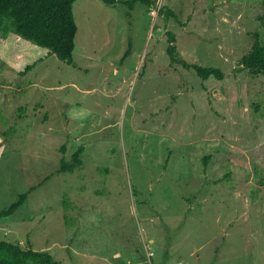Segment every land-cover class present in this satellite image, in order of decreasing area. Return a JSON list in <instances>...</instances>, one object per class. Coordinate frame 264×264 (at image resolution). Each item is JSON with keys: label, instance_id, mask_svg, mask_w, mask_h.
Returning <instances> with one entry per match:
<instances>
[{"label": "rangeland", "instance_id": "1", "mask_svg": "<svg viewBox=\"0 0 264 264\" xmlns=\"http://www.w3.org/2000/svg\"><path fill=\"white\" fill-rule=\"evenodd\" d=\"M172 9V14L167 11ZM74 63L0 56V238L64 264H264V0H76ZM169 31L201 78L171 61ZM131 51L124 60L129 48ZM83 146L82 165L61 171ZM207 159V161H205Z\"/></svg>", "mask_w": 264, "mask_h": 264}, {"label": "trees", "instance_id": "2", "mask_svg": "<svg viewBox=\"0 0 264 264\" xmlns=\"http://www.w3.org/2000/svg\"><path fill=\"white\" fill-rule=\"evenodd\" d=\"M76 0H0V56L3 55L2 46L10 39L17 43L7 56L8 63L21 75H26L43 58L33 59V46L47 50L48 54H56L59 59L74 63V51L79 25L74 12ZM107 4L117 2L126 3L133 8L141 2L153 5L154 0H102ZM172 9L167 14H172ZM256 40L252 49L241 58V69H248L253 76L264 74V42L256 33ZM176 35L169 31L167 52L171 61L178 62L187 68H193L203 79L210 76L224 78L225 72L215 65H202L199 62H188L178 52ZM123 59L131 51V42ZM80 146L71 160H61V171H73L82 165ZM2 147L0 146V156ZM207 161V159H205ZM28 193L21 192L19 198L7 208L0 211L6 216L16 212L26 201ZM0 264H64L48 250L35 249L32 245L22 244L0 238Z\"/></svg>", "mask_w": 264, "mask_h": 264}]
</instances>
